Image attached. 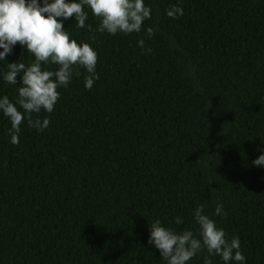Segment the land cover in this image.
<instances>
[{"label": "trees", "instance_id": "obj_1", "mask_svg": "<svg viewBox=\"0 0 264 264\" xmlns=\"http://www.w3.org/2000/svg\"><path fill=\"white\" fill-rule=\"evenodd\" d=\"M144 3L152 14L140 33L96 31L87 6L84 28L63 20L97 52L99 79L89 90L74 66L53 112L33 114L46 129L25 120L12 144L0 111V264H167L148 243L151 224L198 235L201 204L239 238L243 264H264V166L253 163L264 152V0ZM18 61H34L19 43L0 60V98L12 102L22 73L12 85L3 72Z\"/></svg>", "mask_w": 264, "mask_h": 264}, {"label": "clouds", "instance_id": "obj_2", "mask_svg": "<svg viewBox=\"0 0 264 264\" xmlns=\"http://www.w3.org/2000/svg\"><path fill=\"white\" fill-rule=\"evenodd\" d=\"M99 18L96 31L111 35L118 33H140L146 19H151L152 9L144 0H0V60L12 53L19 43L34 56L31 64L25 62L7 63L3 80L17 85V77L22 73L19 82L18 96L12 102L7 95L0 98V111L11 122L9 134L11 143H19L21 124L27 120L28 126L39 131L46 129L50 120L33 118L41 110L51 113L57 103L60 92L58 88L67 87L73 74L79 76V67L86 69L85 87L89 90L94 81L99 79L96 73L97 52L87 42L78 43L64 29L63 20L75 16L76 27L84 28L88 12ZM183 14V8L173 5L167 11L171 18ZM61 18V19H58ZM89 32L92 26L87 25ZM155 33L153 27L145 31V38L150 39ZM90 39L95 40V36ZM145 40L138 41V46L145 49ZM57 65L55 70L45 66ZM74 66H79L75 68ZM17 105L23 110H18ZM256 166H264V152L253 161ZM205 205H198L193 212L198 235L192 229L177 232L171 227L162 226L156 219L150 226L148 243L154 245L167 264H187L194 256L206 250L204 264H211L210 256L219 255L223 261H235L243 264L245 256L241 251L238 237L228 239L223 228H218L214 219L204 212ZM223 212V204L217 203L215 214ZM176 223H182L179 217Z\"/></svg>", "mask_w": 264, "mask_h": 264}]
</instances>
